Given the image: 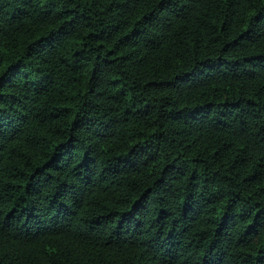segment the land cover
I'll list each match as a JSON object with an SVG mask.
<instances>
[{"label":"trees","instance_id":"16d2710c","mask_svg":"<svg viewBox=\"0 0 264 264\" xmlns=\"http://www.w3.org/2000/svg\"><path fill=\"white\" fill-rule=\"evenodd\" d=\"M0 264H264V0H0Z\"/></svg>","mask_w":264,"mask_h":264}]
</instances>
